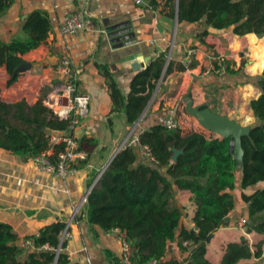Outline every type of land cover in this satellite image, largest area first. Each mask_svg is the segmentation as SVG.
<instances>
[{
	"label": "crops",
	"instance_id": "obj_1",
	"mask_svg": "<svg viewBox=\"0 0 264 264\" xmlns=\"http://www.w3.org/2000/svg\"><path fill=\"white\" fill-rule=\"evenodd\" d=\"M77 6L80 7L66 0H8L7 8L0 14L2 42L27 40L30 34L24 25L35 13L43 15L48 22L46 38L21 55L34 63L31 70L19 74L8 85L11 75L5 66L0 67L1 100L13 103L3 93L23 86L13 97L20 96L19 100L24 98L30 105L39 101L43 87L56 79L55 66L64 52L70 55L78 74V91L90 96L88 113L73 133L78 142L76 175L62 178L39 171L31 161L32 155H17L0 147V220L12 225L21 245L52 223L70 221L74 206L89 188L100 186L97 176L92 179L93 173L123 143L130 144L133 137L159 124L161 116H175L187 92L197 101L196 106L208 108L249 129L258 124L251 101L262 93L258 79L264 66L256 72L250 69L255 59L247 39L249 33L238 35L204 21L179 24L177 14L170 15V8L163 3L151 4L149 0H88L89 22L85 30L77 34L62 33V18ZM173 41L175 48L170 55L169 43ZM162 53L165 62L161 76L152 81L155 88L138 120L130 125L121 105L114 102L111 83L115 81L123 95L128 96L134 76ZM218 57L230 61L237 72L226 69L218 72ZM149 92L147 87L143 95ZM183 123L186 125H179L183 135L192 132L193 126L195 131L208 136L196 117ZM139 152L141 160L146 158ZM234 178L235 186L231 190L234 207L225 217L223 227L209 240L208 254L217 264H221L222 246L248 230L239 225L240 215L247 219L248 203L242 197V171L238 165ZM191 203L188 191L174 188L170 204L184 209L183 223L187 227L195 226L188 218L193 209ZM84 207L71 222V236L64 240L62 252L68 260L83 264L119 261L121 246L117 235L91 225ZM179 230L176 238L168 242L162 258L165 263L186 261L193 249V245L187 251L179 247ZM248 236L252 238L253 234ZM43 248L53 247L45 244Z\"/></svg>",
	"mask_w": 264,
	"mask_h": 264
},
{
	"label": "trees",
	"instance_id": "obj_2",
	"mask_svg": "<svg viewBox=\"0 0 264 264\" xmlns=\"http://www.w3.org/2000/svg\"><path fill=\"white\" fill-rule=\"evenodd\" d=\"M170 8L178 23L204 21L217 29L228 28L238 35L247 34L252 48L253 72L264 66V0H149ZM8 0H0V14ZM29 32L25 41H0V67L11 75L8 85L20 64L21 55L36 48L47 36V19L35 13L24 25ZM257 34V35H256ZM165 53L131 81V91L124 96L116 82H112V96L121 105L128 124H134L145 108L153 80L161 76ZM226 70L237 72L225 60ZM217 67V65H216ZM169 69V66L167 70ZM262 93L251 101L258 124L241 136L242 154L236 158L230 153L231 137H208L192 131L183 135L180 128L167 129L154 125L139 135L142 144L149 145L156 161L140 159L136 143L125 144L100 177V186L93 188L84 205V214L91 225L105 231L119 227L127 231L136 249V260L145 262L162 259L169 241L180 228L179 247L184 251L192 242L193 249L187 264H217L208 254V236L221 227L234 207L231 190L235 186L234 169L240 166L242 197L248 203L247 234L222 246L221 264H264V71L258 79ZM150 89L146 95L143 93ZM68 120H60L40 99L30 105L26 100L8 103L0 99V147L17 155H36L50 147V135L65 131ZM134 138V137H133ZM64 144L55 145L58 153ZM173 149L182 150L173 161ZM99 171L93 173L92 179ZM190 193L193 206L188 218L194 227L183 223L184 209L170 204L174 188ZM251 189L250 193L246 191ZM248 222V220H247ZM66 222L59 221L41 229L33 236L34 247L24 248L17 243L18 235L12 225L0 220V264H83L68 260L67 254L57 253L60 235ZM253 233L250 238L248 233ZM49 244L52 249L42 248ZM118 261L112 264H117ZM167 264V263H164Z\"/></svg>",
	"mask_w": 264,
	"mask_h": 264
},
{
	"label": "built area",
	"instance_id": "obj_3",
	"mask_svg": "<svg viewBox=\"0 0 264 264\" xmlns=\"http://www.w3.org/2000/svg\"><path fill=\"white\" fill-rule=\"evenodd\" d=\"M75 4H79L80 7H76L72 12L65 15L60 23V30L64 34H77L83 30L88 25L89 15L87 11L88 0H66ZM170 55L174 51L175 42L169 43ZM170 58V56H169ZM225 59L218 57L216 59V70L218 72L224 71L226 69ZM56 79L46 84L51 87V90L47 93L45 97L40 94L38 100H42L43 104L50 108L53 113L58 116L60 120H68V128L65 130V134L61 132L51 133L50 135V148L39 154L32 155L31 161L36 169L39 171L49 173L62 178L74 176L78 173V142L73 135L76 128L80 125L81 120L88 113V107L90 102V96L86 93H80L78 91V74L73 66L72 59L70 55L66 52L61 53L58 57L55 66ZM56 106L61 109H66L65 113L57 111ZM159 124L167 129L179 128L178 121L172 116H161L159 118ZM207 130V129H206ZM208 137L214 134L215 136H221L210 130H207ZM131 143H136L139 146V150L142 155L151 161H156L149 145L142 144L140 142L139 136L132 139ZM64 144V148L58 153L55 151V145ZM124 145V143H123ZM121 147L117 149L113 154H111L108 162L103 165L99 170V174L96 181H99L100 177L104 174L105 170L108 168L113 157L121 150ZM229 150L232 155L237 157V143L236 140L231 137ZM88 193L83 196L82 200L74 206V213L70 221L66 223L64 230L61 233L60 243L56 248L57 253L62 250V245L67 237L71 236L70 226L73 218L77 215L80 208L84 206L87 202ZM247 219L243 218L239 221V225L245 227ZM113 231L118 238L121 246V256L117 264H164L163 259H150L145 262H140L136 260V249L133 242L129 239L127 231L125 229L116 227ZM62 238V239H61ZM184 245L192 248V242L185 241ZM25 248L34 247V240L28 239L22 243ZM45 246V245H44ZM42 246V248L44 247ZM167 264H187V261L170 262Z\"/></svg>",
	"mask_w": 264,
	"mask_h": 264
},
{
	"label": "water",
	"instance_id": "obj_4",
	"mask_svg": "<svg viewBox=\"0 0 264 264\" xmlns=\"http://www.w3.org/2000/svg\"><path fill=\"white\" fill-rule=\"evenodd\" d=\"M33 66H34L33 62L22 59L20 64L15 68L12 77L15 78L19 74L31 70ZM50 90L51 87L49 85H45L41 93L42 97H45ZM186 108L189 113L194 115L199 120V122L205 129L217 133L221 136L233 137L237 143L236 158L240 157V155L242 154L241 136L243 134H247L251 128L249 129L248 127L242 126L239 123L230 120L228 117L218 115L212 112L211 110H209L208 108H204L202 106H193V103L191 101L188 102ZM48 133L50 134L51 130H48ZM173 151H174V155L172 159L173 161H175L178 155L182 152V150L173 149ZM92 189L93 186L90 187L89 190L87 191L88 195L90 194ZM211 236L212 234L208 236V241L211 239Z\"/></svg>",
	"mask_w": 264,
	"mask_h": 264
},
{
	"label": "rangeland",
	"instance_id": "obj_5",
	"mask_svg": "<svg viewBox=\"0 0 264 264\" xmlns=\"http://www.w3.org/2000/svg\"><path fill=\"white\" fill-rule=\"evenodd\" d=\"M24 89V87L23 86H21V87H18V88H16V89H12L10 92H5V93H3V96H4V98L5 99H8V101H10V100H13L14 102L13 103H15V102H18V101H21V100H19L20 99V96L19 97H13V95H17L18 93H19V91L20 90H23ZM24 95H26V94H24ZM22 96V95H21ZM30 97V96H29ZM3 98V99H4ZM0 99H1V97H0ZM34 99V98H33ZM23 100H25L24 98H23ZM33 101V100H32ZM183 101V102H182ZM189 101H191L192 103H193V106H196V102L197 101H195V99H194V97H192V95H191V92L189 91V92H187L186 94H185V97H184V100H181L180 102H181V106H180V108L179 107H177L176 108V110H177V113L175 114V116H177V118H181L182 120H183V122H185V123H187L188 122V120H189V118H192L194 115H192L191 113H189L188 111H187V108H186V106H187V104H188V102ZM11 103V102H10ZM175 116H172V117H174L175 119H176V117ZM195 117V116H194ZM177 121H178V123H179V125H186V124H184L183 122H180L178 119H176ZM187 121V122H186ZM191 129H193V131H195L194 130V127L192 126L191 127ZM131 136V135H130ZM130 136H129V138H130ZM125 144V143H124ZM110 159V157L107 159V161L104 163V165L108 162V160ZM240 217L243 219V216L242 215H240ZM242 219H240V221L242 220ZM248 220V222L246 223V227H248V225H249V219H247ZM248 231V230H247ZM245 233H247V232H245ZM250 234H253V233H251L250 232ZM264 259V258H263Z\"/></svg>",
	"mask_w": 264,
	"mask_h": 264
},
{
	"label": "bare ground",
	"instance_id": "obj_6",
	"mask_svg": "<svg viewBox=\"0 0 264 264\" xmlns=\"http://www.w3.org/2000/svg\"><path fill=\"white\" fill-rule=\"evenodd\" d=\"M55 107H56L57 111H59L61 113H65L66 112V109H61L60 110V108L58 106H56V105H55Z\"/></svg>",
	"mask_w": 264,
	"mask_h": 264
}]
</instances>
